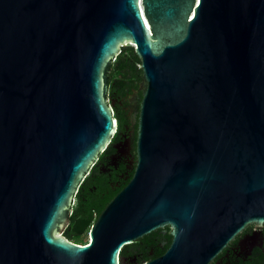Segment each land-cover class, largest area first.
<instances>
[{
	"label": "water",
	"instance_id": "water-1",
	"mask_svg": "<svg viewBox=\"0 0 264 264\" xmlns=\"http://www.w3.org/2000/svg\"><path fill=\"white\" fill-rule=\"evenodd\" d=\"M142 80L136 167L80 246L76 197L119 129L112 64ZM264 226V0H0V264H212ZM168 244V243H166Z\"/></svg>",
	"mask_w": 264,
	"mask_h": 264
},
{
	"label": "flooded vegetation",
	"instance_id": "flooded-vegetation-1",
	"mask_svg": "<svg viewBox=\"0 0 264 264\" xmlns=\"http://www.w3.org/2000/svg\"><path fill=\"white\" fill-rule=\"evenodd\" d=\"M129 91L125 93L119 89L116 95L109 98L114 104L118 122L122 120L123 127L120 129L119 125L109 153L103 158L100 157L92 170L90 179L95 183V187L86 193L91 201L103 203L106 199L112 200L125 188L134 174L137 156V123L134 116L139 112L141 95L139 94L137 104L134 105L130 103V99L135 90ZM165 237L166 235L163 234L152 235L148 239L134 243L133 262L137 264L138 258L142 257H147L146 262H149L161 256L158 255L160 252L163 255L169 245L166 244L168 242ZM212 264H264V226L257 228L252 225L246 228L229 243Z\"/></svg>",
	"mask_w": 264,
	"mask_h": 264
},
{
	"label": "trees",
	"instance_id": "trees-1",
	"mask_svg": "<svg viewBox=\"0 0 264 264\" xmlns=\"http://www.w3.org/2000/svg\"><path fill=\"white\" fill-rule=\"evenodd\" d=\"M139 66L140 61L135 53V49H123L122 53L117 57L116 61L111 67L112 72L109 75V98L116 95L119 89L123 90V92L125 91V93H127L128 90H130L129 92H132L133 90L138 89L139 83L142 80V72L139 69ZM115 117L118 118V115H115ZM119 122L121 129L123 127V122L122 120H119ZM109 151L110 146L101 157L103 158V156L107 155ZM92 174L93 171L91 172L90 176ZM90 176L86 179L76 197V203L73 207V214L70 217L69 225L67 226L64 233L65 238H67L70 242L80 246H84L89 242L88 235L90 234L91 227L96 222L107 203L111 201V198H109L101 203L97 201H91V199L87 197L86 193L88 190L95 187V183L91 182ZM165 231H167L165 239L170 245L172 241L170 229L167 228ZM152 235L162 236V231H156L141 240L148 239ZM134 246L135 245L133 244L124 248L121 253L122 264H136L133 262L135 257V253L133 251ZM158 255H162V252H160ZM146 259L147 257L138 258L137 264H144Z\"/></svg>",
	"mask_w": 264,
	"mask_h": 264
},
{
	"label": "rangeland",
	"instance_id": "rangeland-1",
	"mask_svg": "<svg viewBox=\"0 0 264 264\" xmlns=\"http://www.w3.org/2000/svg\"><path fill=\"white\" fill-rule=\"evenodd\" d=\"M88 240H89V235H88Z\"/></svg>",
	"mask_w": 264,
	"mask_h": 264
}]
</instances>
